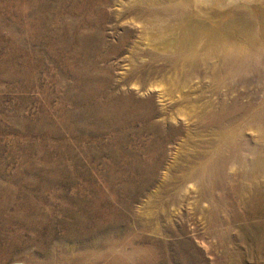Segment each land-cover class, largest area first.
<instances>
[{
    "label": "rangeland",
    "instance_id": "374dc122",
    "mask_svg": "<svg viewBox=\"0 0 264 264\" xmlns=\"http://www.w3.org/2000/svg\"><path fill=\"white\" fill-rule=\"evenodd\" d=\"M205 1L0 0V264H264V1Z\"/></svg>",
    "mask_w": 264,
    "mask_h": 264
},
{
    "label": "bare ground",
    "instance_id": "6f19581e",
    "mask_svg": "<svg viewBox=\"0 0 264 264\" xmlns=\"http://www.w3.org/2000/svg\"><path fill=\"white\" fill-rule=\"evenodd\" d=\"M237 1H238V0H237ZM260 1H261V0H260ZM191 2H192V1H191ZM206 2H207V1H206ZM211 2H212V1H211ZM232 2H235V0H229V3H232ZM214 3H216V2L214 1ZM218 4H219V3H218ZM161 6H162V5H161ZM219 6H220V5H219ZM227 6H228V5H227ZM165 7H166V6H165ZM149 23H150V22H149ZM156 23H157V22H156ZM151 25H152V24H151ZM151 25H150L149 27H148V25H147L146 27L144 26V29H145V30L143 31V32L145 33V35H147V36L149 37V39L151 38V35H152V36H153V35L155 36V34H153V31H152V30H153V29H152L153 27H151ZM153 25H155V24L153 23ZM153 25H152V26H153ZM150 27H151V28H150ZM158 27H159V25H158ZM160 27H161V26H160ZM158 29H159V28H158ZM158 29H155V30L157 31ZM161 30H162V29H161ZM172 30H173V29H172ZM151 31H152V32H151ZM159 31H160V30H159ZM178 31H179V30H178ZM144 33H142V34H144ZM156 33H157V32H156ZM160 35H161V34H160ZM163 35H164V34H163ZM167 35H168V33H167ZM167 35H166V36H167ZM156 36H157V35H156ZM156 36H155V37H156ZM153 38H154V37H153ZM157 38H158V36H157ZM151 39H152V38H151ZM152 40H153V39H152ZM152 40H151V41H152ZM157 40H158V39H157ZM166 41H167V40H166ZM177 41H178V40H177ZM177 41H176V42H177ZM154 42H155V39H154ZM176 42H175V43H176ZM209 43H210V42H209ZM153 44H154V43H153ZM202 45H203V44H202ZM160 46H161V45H160ZM155 48H158V47H155ZM164 48H165V47H164ZM169 48H170V47H169ZM169 48L167 47V48L163 49V47H162V49H160V50L163 51V52L168 51V53H169V52H170V51H169V50H170ZM168 49H169V50H168ZM171 49H172V48H171ZM210 49H211V48H210ZM220 49H221V48H220ZM155 50H156V49H155ZM173 50H174V49H173ZM156 51H158V49H157ZM177 52H178V51H177ZM166 53H167V52H166ZM173 53H175V52H173ZM176 54H178V53H176ZM178 55H179V54H178ZM235 58H236V57H235ZM158 59H159V58H158ZM206 66H207V65H206ZM240 72H241V71H240ZM194 77H195V76H194ZM224 88H225V87H224ZM223 92H224V91H223ZM237 164H238V163H237ZM233 170H234V169H233ZM193 181H194V180H193ZM189 189H190V188H189ZM183 191H184V190H183ZM201 204H202V203H201ZM203 209H204V208H203ZM86 249H87V248H86Z\"/></svg>",
    "mask_w": 264,
    "mask_h": 264
},
{
    "label": "crops",
    "instance_id": "0c3cea01",
    "mask_svg": "<svg viewBox=\"0 0 264 264\" xmlns=\"http://www.w3.org/2000/svg\"><path fill=\"white\" fill-rule=\"evenodd\" d=\"M207 1V2H206ZM205 2L206 3H209L210 2V0H206ZM212 2L211 3H213V6H219L220 5V7H225V6H227V5H230L231 3H229V0H211ZM214 1L216 2V4L214 5ZM237 0H235V2H236ZM239 1V0H238ZM262 1V0H261ZM264 1V0H263ZM219 3V4H218ZM233 3V2H232Z\"/></svg>",
    "mask_w": 264,
    "mask_h": 264
},
{
    "label": "water",
    "instance_id": "95a60500",
    "mask_svg": "<svg viewBox=\"0 0 264 264\" xmlns=\"http://www.w3.org/2000/svg\"><path fill=\"white\" fill-rule=\"evenodd\" d=\"M9 264H24L22 262H13V263H9Z\"/></svg>",
    "mask_w": 264,
    "mask_h": 264
}]
</instances>
